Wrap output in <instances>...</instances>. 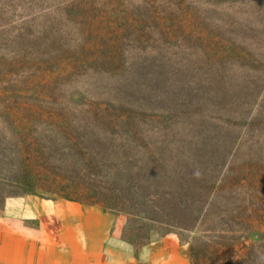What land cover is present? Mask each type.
Listing matches in <instances>:
<instances>
[{"label": "rangeland", "instance_id": "374dc122", "mask_svg": "<svg viewBox=\"0 0 264 264\" xmlns=\"http://www.w3.org/2000/svg\"><path fill=\"white\" fill-rule=\"evenodd\" d=\"M0 177L35 225L264 264V0H0Z\"/></svg>", "mask_w": 264, "mask_h": 264}, {"label": "crops", "instance_id": "0c3cea01", "mask_svg": "<svg viewBox=\"0 0 264 264\" xmlns=\"http://www.w3.org/2000/svg\"><path fill=\"white\" fill-rule=\"evenodd\" d=\"M38 197L6 200L0 212V264H191L174 234L135 251L110 231L113 219L103 211L99 214L111 222L106 227L91 217L93 212L80 209L63 211L55 223L32 224L40 211L35 215L24 205L29 198L37 202Z\"/></svg>", "mask_w": 264, "mask_h": 264}, {"label": "trees", "instance_id": "16d2710c", "mask_svg": "<svg viewBox=\"0 0 264 264\" xmlns=\"http://www.w3.org/2000/svg\"><path fill=\"white\" fill-rule=\"evenodd\" d=\"M24 176V175H23ZM0 178H2V177H0ZM26 185V184H25Z\"/></svg>", "mask_w": 264, "mask_h": 264}]
</instances>
